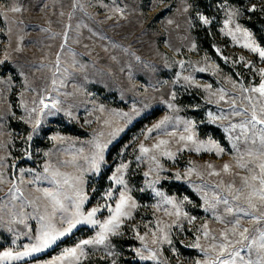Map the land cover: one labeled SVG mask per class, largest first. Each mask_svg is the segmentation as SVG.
Listing matches in <instances>:
<instances>
[{
	"label": "rangeland",
	"instance_id": "1",
	"mask_svg": "<svg viewBox=\"0 0 264 264\" xmlns=\"http://www.w3.org/2000/svg\"><path fill=\"white\" fill-rule=\"evenodd\" d=\"M245 1L249 8L252 5L264 7V0ZM203 4L209 13L202 9ZM14 6L21 7L22 11L13 13L10 9ZM117 7L123 12L115 11ZM225 7L240 10L235 23L249 29L257 43L264 47L254 31L241 20L242 7L227 0H0V61H3L0 63V173L3 180L0 182V251L8 247L22 250V246L30 242L29 237L34 238L39 229L36 208L40 214L45 208L51 212V203L41 190L53 186L49 181L35 179L36 174H44L46 164L59 167L61 171L76 172L78 166L87 167L83 157L95 151L96 141H111L104 150L105 163L100 173H84V187L90 197L85 211L98 202L104 203L102 193L113 187L108 177L122 160L132 161L126 180L133 189L138 208L133 219L122 227L123 235L111 238L112 247H89L83 264H111L113 259L116 264H153L136 256L134 249L142 248V242L136 239L132 225L139 226L141 235L148 232L146 241L150 248L158 249L160 264L203 261L204 253L188 246L195 242L197 235L201 245L209 249L208 259L215 256L210 248L214 241L211 237L206 239L198 229L207 223L212 236L217 238L215 242L219 243L221 230L232 225L214 218L192 182L211 187L222 181L225 187L233 184L234 188H241V177L250 176L248 169L238 164L253 159L246 154L248 148L253 147L251 140L245 142L243 137L238 141L230 140L229 136L239 135L240 130L228 132L225 129L245 118L231 115L232 100L237 109L250 108L249 101L243 99L249 93H242L240 84L258 86L260 75L257 70L264 68V61L257 54L221 32L226 18ZM198 14L209 17L212 22L203 25L197 19ZM202 30L208 31L214 54L198 47L195 33ZM193 44L195 48H192ZM216 48L221 50L219 54ZM223 57L228 61L225 62ZM181 60L185 62L183 69L178 64ZM200 68L206 70L200 72ZM177 72L181 77L193 76L192 85L182 78L173 84ZM206 85L211 88L206 90ZM219 89L224 90L223 100L219 99ZM172 93H175L174 99ZM251 95L255 99L258 94ZM41 97L45 101L59 100L61 111L48 115L49 109H46L36 126L42 107ZM163 101H171L179 110L169 109ZM34 107L37 112L29 117V111ZM209 111L224 118L211 123L207 116ZM66 112H71V116ZM165 115L194 120L197 138L217 142L223 152L216 155L185 149L175 160L161 158L166 170L161 176L168 178L162 179L156 187L177 199L187 196L190 202H185L183 210L196 219L192 224L183 219L180 222L182 228H172L171 245H153L149 229L155 230L156 220L171 223L175 217L164 215L163 208L170 209V205L157 207L160 198L151 189L140 191L144 188L143 173L148 170V164L137 165L135 156L139 154L136 149L142 142L151 145L157 138L170 139L156 132L151 139H145L142 134V130L152 127ZM117 129L123 131L113 137L111 134ZM178 131H183V126ZM233 143L237 144L238 150ZM171 147L175 151L178 145L173 141ZM73 156L76 157L75 165L64 163ZM189 161L203 175L193 174L188 180H175L172 174L183 173L190 166ZM206 163L215 165V171L220 175L209 176V170L203 167ZM225 163L231 166L227 173L222 171ZM249 167L254 168L256 164L250 163ZM14 185L20 187L25 201L12 199L10 189L14 191ZM115 187L118 189L119 186ZM216 211L224 215V206H218ZM21 214L24 223L19 222ZM107 215L104 210L98 218L104 219ZM242 225L249 229L251 237L258 235L256 229L264 227V222L257 224L250 218H243ZM95 231L91 226H81L51 247L13 264H47L59 256L63 248L92 237ZM229 236L231 239V234ZM231 247L238 249L245 260L256 261L255 249L237 244ZM108 251L116 255L109 256Z\"/></svg>",
	"mask_w": 264,
	"mask_h": 264
},
{
	"label": "snow or ice",
	"instance_id": "2",
	"mask_svg": "<svg viewBox=\"0 0 264 264\" xmlns=\"http://www.w3.org/2000/svg\"><path fill=\"white\" fill-rule=\"evenodd\" d=\"M10 10L13 13L22 11L19 6H14ZM224 10L226 12V18L223 20L221 32L231 36L233 42L237 44L242 43V47L257 54L259 59L264 61V47L257 43L253 37V33L249 29L243 28L239 23H235L240 15V10L226 7ZM255 10V5H252L251 8L248 9V11ZM115 11L123 12V9L117 7ZM0 15H2V13H0ZM197 19L203 25H208L212 22L209 17L203 14H198ZM20 23H22V21ZM44 31H48V29H44ZM64 35L65 40H67V33ZM63 47L64 45H61V48ZM195 47L196 45L193 44L192 48ZM215 51L218 54L221 52L219 48H216ZM136 59L139 60L140 58L136 57ZM223 59L225 62L228 61L227 57H223ZM240 60L244 61V57H241ZM0 63H3V61H0ZM57 63H59V57L57 58ZM178 64L180 68L183 69L185 62L181 60ZM205 70V68L198 69L200 72ZM57 71H59V68H57ZM257 73L260 75L258 86L245 87L243 84H240L241 92L249 93V95L243 96V99L249 101L250 108L243 107L237 109L235 100L231 101V115L245 116V118L239 124H230L229 128L225 129V131L228 132L236 129L240 130L239 135L235 137L229 136L230 140L238 141L241 137H243L245 142L251 140L253 147L248 148L246 154L253 159L247 163L238 164L239 167L247 168L250 176L241 177V188H234L233 184H228L225 187L222 181L211 187L208 184L195 185V182H192L197 191L202 194L207 209L212 210L214 218L222 223L232 225L231 227L221 230L220 237H222V240L219 243L215 242L217 238L212 236L207 223L200 226L198 232L202 233L206 239L211 237L214 242L211 244L210 248L211 251L216 254L212 259H208L210 254L209 249L201 245L200 236L197 235L195 242L188 246L200 249V251L204 253L205 259L203 261L197 260L195 264H264V227L257 228L256 232L258 235L250 237L248 235L249 229L244 228L242 225L243 218H250L257 224L264 222V68L258 69ZM181 78L189 86H191L194 81L193 76L185 75L181 77V73L177 72L173 84L179 83ZM52 83L55 85L56 80L53 79ZM196 86L199 87V85ZM209 88H211V85L205 86L206 90ZM218 92L220 94L219 99L223 100L224 90L219 89ZM251 94L258 95L254 99ZM172 98H175V93H172ZM59 103V100L53 99L51 104H48L45 103V98L41 97L40 104L43 107L39 109L40 114H44V109H49L47 114L55 115L56 112L61 111L58 107ZM163 103H165L169 109L179 110L175 109V105L171 101H163ZM133 111H137L135 105H133ZM34 112H37V108L35 107L29 111V117H31V114ZM249 113L250 115H246ZM66 115L71 116V112H66ZM123 115L128 116L129 114L123 113ZM207 116L211 123H215L218 119L224 118L216 116L211 111L207 113ZM40 122V119L37 118L35 125L39 126ZM181 126H183V131H178ZM195 129L196 122L194 120L183 119L179 116L165 115L161 120L153 124L152 127L142 130L145 139H151L154 132L170 138H157L151 145H146L142 142L136 149L139 153L135 156L137 165L145 162L148 164V170L143 173L145 177L144 188H141L140 191L151 189L155 196L160 198V203L157 207L161 204L170 205V209L168 207L163 208L164 215L175 217L171 223H165L163 220L159 219L156 220L155 230L149 229L152 234L151 244L153 245L164 243L171 245L172 228L174 226L182 228L180 222L183 219H186L188 224H192L196 219V217L189 216L188 213L183 210L185 202H190L187 196L182 200L177 199L175 196L166 195L156 187L162 179L168 178L166 176H161V173L166 171L161 164V158L166 157L175 160L177 154L183 152L185 149L195 151L196 153L202 151L214 152L216 155H220L223 152V149L220 148L217 142L211 139L207 141L199 140ZM121 131H123V129H117L111 135L115 137ZM57 138L58 137H52V139ZM257 138L258 146H256ZM28 139L31 140V135H29ZM173 141L178 145L175 151H173L171 147ZM108 143H111V141L107 143L96 141L94 144L95 151H93L90 156L83 157L87 163V167L78 166L76 172L61 171L59 167L46 164L44 166V174H36V180L49 181L53 186L41 190L51 203V212L45 208L43 214H40L39 208H36L35 218L39 222V229L36 235L34 238L29 237L30 242L24 244L22 250L17 251L12 247H8L0 251V264H13V262L20 261L24 257L39 253L51 247L63 237L72 234L74 230L81 226H91L96 229L92 237L81 239L73 246L63 248L59 256L47 262V264H83V260L88 256L87 249L89 247L98 248L103 246L106 249H110L112 247L111 238L123 235L121 231L122 227L125 225L126 221L133 219V214L138 208L137 201L132 195L133 189L129 187V183L126 180V173L132 161L125 162L122 160L116 165L115 170L108 177L113 187L107 188L101 196L104 203L98 202L96 206L85 211V204L89 201L90 197L84 187L86 183L84 173H100L101 166L105 163L104 150ZM233 147L238 150L236 143H233ZM126 148L127 145L125 146V149ZM80 151L83 152V149H80ZM28 155L30 156L31 154L28 153ZM64 163L75 165L76 157L73 156L72 160L65 161ZM250 163L256 164V167H249ZM189 165L190 166L183 173L180 171L173 173L174 179L177 181L182 179L188 180L193 174L197 176L203 175L191 161H189ZM203 167L209 170L207 173L209 176L220 175V172L215 171V165L211 163H206ZM230 167L228 163H225L222 167V171L227 173ZM21 171L23 172L24 170ZM0 182H3L2 173H0ZM21 183H23V180H21ZM115 186H119L118 189ZM13 188L14 191L10 189L12 199L21 200L22 202L25 201L20 187L14 185ZM210 192L211 195L209 194ZM26 202L29 204L33 203L32 201ZM220 205L224 206V215L217 214L216 210ZM21 207H23V203H21ZM104 210H107L108 215L104 217V219H99L98 214H102ZM57 214L59 215L58 220ZM227 216H231L232 219H226ZM19 222H25V218L22 214ZM138 227L137 225H132V230L136 239L142 242V248L134 249L136 256L141 261H152L153 264H160L158 249L150 248L146 241L148 232L141 235ZM145 227H147V225H145ZM241 228H243L242 231L239 230ZM229 234H231V239ZM25 235H27V233H25ZM15 242L16 241L13 240V244H15ZM232 244L240 245V247L248 248L249 250L255 249L257 253L256 261L251 259L245 260L238 249L231 247ZM108 255L115 256L116 253L108 251ZM111 264H116V260L113 259Z\"/></svg>",
	"mask_w": 264,
	"mask_h": 264
},
{
	"label": "trees",
	"instance_id": "3",
	"mask_svg": "<svg viewBox=\"0 0 264 264\" xmlns=\"http://www.w3.org/2000/svg\"><path fill=\"white\" fill-rule=\"evenodd\" d=\"M230 3H235L242 7V18L246 26H248L250 29H252L258 38V41L261 45L264 46V7L261 5L256 6L255 11H248L249 7L245 0H227ZM205 13L207 12L206 5L203 4V8ZM196 38L198 42V47L202 50L207 49L208 53L214 54V50L211 48L209 42H210V36L208 34L207 30H202L199 32H196ZM169 192H172L169 190Z\"/></svg>",
	"mask_w": 264,
	"mask_h": 264
},
{
	"label": "water",
	"instance_id": "4",
	"mask_svg": "<svg viewBox=\"0 0 264 264\" xmlns=\"http://www.w3.org/2000/svg\"><path fill=\"white\" fill-rule=\"evenodd\" d=\"M52 101L46 100L45 103L51 104ZM43 107V106H42ZM46 111V109H44V112ZM43 116V114H40L39 112V119H41Z\"/></svg>",
	"mask_w": 264,
	"mask_h": 264
}]
</instances>
